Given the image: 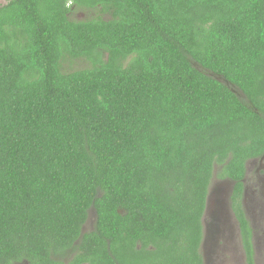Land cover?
Wrapping results in <instances>:
<instances>
[{"label":"trees","instance_id":"16d2710c","mask_svg":"<svg viewBox=\"0 0 264 264\" xmlns=\"http://www.w3.org/2000/svg\"><path fill=\"white\" fill-rule=\"evenodd\" d=\"M263 153L264 0L0 5V264H204L215 168L255 264L242 179Z\"/></svg>","mask_w":264,"mask_h":264},{"label":"rangeland","instance_id":"374dc122","mask_svg":"<svg viewBox=\"0 0 264 264\" xmlns=\"http://www.w3.org/2000/svg\"><path fill=\"white\" fill-rule=\"evenodd\" d=\"M8 1L0 0V5H4ZM97 11L89 7L71 6L69 17L82 20L96 15ZM89 64V60L84 57L66 56L60 61L63 72L82 69L88 67ZM254 169L252 167L246 177L247 196L244 210L253 232L254 262L255 264H264V188L259 190V186L256 185L257 179ZM230 186L229 181L220 180L217 177L215 168L209 187L208 204L210 203V206L203 216L204 236L201 252L204 264H246L237 221L227 200L226 194L230 190ZM94 219L95 211L91 208L88 211L82 232L92 228ZM16 264L27 263L19 262Z\"/></svg>","mask_w":264,"mask_h":264},{"label":"flooded vegetation","instance_id":"af4514ba","mask_svg":"<svg viewBox=\"0 0 264 264\" xmlns=\"http://www.w3.org/2000/svg\"><path fill=\"white\" fill-rule=\"evenodd\" d=\"M254 167V173L256 175V185L259 186V190H263L264 188V153L261 155V156H258V157H254V158H250L248 159L246 162H245V175L242 179V183H243V188H242V197H241V201H242V204H243V209L245 208V199H246V196H247V185H246V177H247V173L248 171ZM220 180H225V181H229L231 183V186H230V190L227 192V200H228V203H229V207H230V210L233 214V211L231 209V206H230V194H231V189H232V185H233V182L227 178H220ZM257 192V190H255ZM216 202V201H215ZM217 203V202H216ZM209 206H210V203L208 204L207 202V207L205 209V213L207 212V210L209 209ZM90 210V209H89ZM245 212V210H244ZM246 215V213H245ZM234 216V214H233ZM247 217V216H246ZM235 218V216H234ZM236 219V218H235ZM248 219V218H247ZM237 221V220H236ZM249 221V220H248ZM86 222V221H85ZM84 225V224H83ZM251 226V225H250ZM83 227V226H82ZM93 227V225H92ZM92 229V228H91ZM252 229V227H251ZM253 234V232H252Z\"/></svg>","mask_w":264,"mask_h":264},{"label":"water","instance_id":"95a60500","mask_svg":"<svg viewBox=\"0 0 264 264\" xmlns=\"http://www.w3.org/2000/svg\"><path fill=\"white\" fill-rule=\"evenodd\" d=\"M213 77H215L216 79H218V80H220V81H223V82H225V83H227L228 84V82H226L222 77H220V76H218V75H214V74H211ZM209 191H208V195H207V199H206V207H207V202H208V199H209ZM206 207H205V209H206ZM205 214V213H204Z\"/></svg>","mask_w":264,"mask_h":264}]
</instances>
